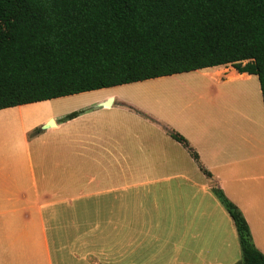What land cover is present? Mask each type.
<instances>
[{
	"label": "crops",
	"instance_id": "0c3cea01",
	"mask_svg": "<svg viewBox=\"0 0 264 264\" xmlns=\"http://www.w3.org/2000/svg\"><path fill=\"white\" fill-rule=\"evenodd\" d=\"M189 75L204 78L205 91L169 116L149 117L114 93L63 110L58 119L22 113L41 101L0 109V121H11L7 140L15 143L4 147V137L0 147V264H238V231L214 188L242 212L264 254L258 75L232 64L182 76ZM192 82L184 86L195 91ZM110 97L111 105H98ZM116 107L136 110L147 129L106 128L117 124L106 115ZM50 119L55 124L44 128Z\"/></svg>",
	"mask_w": 264,
	"mask_h": 264
},
{
	"label": "trees",
	"instance_id": "16d2710c",
	"mask_svg": "<svg viewBox=\"0 0 264 264\" xmlns=\"http://www.w3.org/2000/svg\"><path fill=\"white\" fill-rule=\"evenodd\" d=\"M227 64L258 75L264 100V0H0V109ZM214 193L238 264H264L242 212Z\"/></svg>",
	"mask_w": 264,
	"mask_h": 264
},
{
	"label": "rangeland",
	"instance_id": "374dc122",
	"mask_svg": "<svg viewBox=\"0 0 264 264\" xmlns=\"http://www.w3.org/2000/svg\"><path fill=\"white\" fill-rule=\"evenodd\" d=\"M187 72L178 73L179 75H167L161 76L156 78H151L143 81H137L107 88H101L97 90H91L89 93H81L80 96L76 98H54L57 100H44L39 103L28 104L25 106L22 113L29 115L31 118L29 120L38 119L48 115L49 113L55 114L57 119L59 118L58 115L61 111L73 108L77 104H86L91 103L97 98H100L106 93L115 94L117 101H122L127 103L128 105L132 106L134 109L138 108L139 112H142L149 117H157L159 114L168 115L174 112L175 108H180L181 104L186 103L188 100L197 98V93L204 92L205 87L202 88L201 81H205V79H198L199 76L197 75H189V76H182ZM177 74V73H176ZM187 75V74H186ZM191 84L198 85L195 88V91L184 86L185 83L191 82ZM120 104V103H119ZM99 105V104H98ZM54 110V112L51 111ZM116 110L108 111L106 115L108 116L109 120H114L117 124H110L106 126V128L111 129H133L137 130L139 127H144L142 123L139 122L137 117H142L140 113H137L136 110L130 112L129 110L125 111L120 107H116ZM92 108H88L85 110H75V111H82V113H87L91 111ZM74 111V110H73ZM70 111L68 113H71ZM137 113V114H135ZM67 115V114H66ZM79 115V114H78ZM77 115V116H78ZM65 117V116H64ZM11 121H0V147L4 144V137H6V146H14L13 140H7L10 134H8V127H10ZM15 122L11 123V126ZM122 126V128H121ZM37 129V128H36ZM36 129L32 132L30 136L36 135L39 132H36ZM40 129V128H39ZM0 148V149H1ZM64 161L59 162V166L61 167L64 165ZM111 173V171H108ZM161 173L162 171H158ZM127 176H130L129 171H125ZM242 259V252L240 249Z\"/></svg>",
	"mask_w": 264,
	"mask_h": 264
},
{
	"label": "water",
	"instance_id": "95a60500",
	"mask_svg": "<svg viewBox=\"0 0 264 264\" xmlns=\"http://www.w3.org/2000/svg\"><path fill=\"white\" fill-rule=\"evenodd\" d=\"M113 100H114V98L110 97L106 101L99 103V106H109L112 104ZM54 124H55L54 120L50 119L46 124L43 125V127L46 128V127H48L50 125H54Z\"/></svg>",
	"mask_w": 264,
	"mask_h": 264
}]
</instances>
